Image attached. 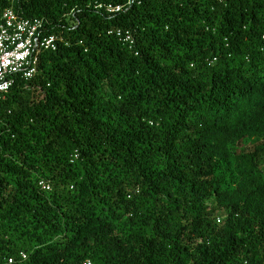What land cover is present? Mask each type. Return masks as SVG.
<instances>
[{
  "label": "trees",
  "instance_id": "trees-1",
  "mask_svg": "<svg viewBox=\"0 0 264 264\" xmlns=\"http://www.w3.org/2000/svg\"><path fill=\"white\" fill-rule=\"evenodd\" d=\"M127 2L14 4L61 40L0 108V264H264V0Z\"/></svg>",
  "mask_w": 264,
  "mask_h": 264
},
{
  "label": "built area",
  "instance_id": "built-area-1",
  "mask_svg": "<svg viewBox=\"0 0 264 264\" xmlns=\"http://www.w3.org/2000/svg\"><path fill=\"white\" fill-rule=\"evenodd\" d=\"M223 2L225 0H218ZM16 0H0V108L18 78L32 79L37 73L39 56L43 51H55L61 40L56 34L46 32L47 20L23 18L15 9ZM125 5L98 4L108 15L121 12ZM133 49L136 41L130 29L117 28L109 31ZM13 259H9L12 263ZM84 264H92L90 261Z\"/></svg>",
  "mask_w": 264,
  "mask_h": 264
},
{
  "label": "rangeland",
  "instance_id": "rangeland-1",
  "mask_svg": "<svg viewBox=\"0 0 264 264\" xmlns=\"http://www.w3.org/2000/svg\"><path fill=\"white\" fill-rule=\"evenodd\" d=\"M74 22H72V24H73ZM264 167V166H263Z\"/></svg>",
  "mask_w": 264,
  "mask_h": 264
}]
</instances>
